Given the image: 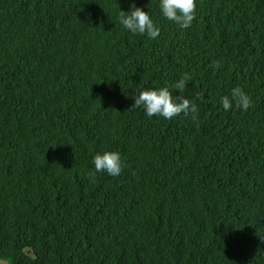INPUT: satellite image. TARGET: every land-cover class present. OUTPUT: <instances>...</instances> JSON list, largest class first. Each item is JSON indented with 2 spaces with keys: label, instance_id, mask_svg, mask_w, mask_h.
I'll return each instance as SVG.
<instances>
[{
  "label": "trees",
  "instance_id": "obj_1",
  "mask_svg": "<svg viewBox=\"0 0 264 264\" xmlns=\"http://www.w3.org/2000/svg\"><path fill=\"white\" fill-rule=\"evenodd\" d=\"M195 3L184 29L160 0H0V259L264 264V0ZM133 4L157 38L120 24ZM183 73L195 118L132 107Z\"/></svg>",
  "mask_w": 264,
  "mask_h": 264
},
{
  "label": "clouds",
  "instance_id": "obj_2",
  "mask_svg": "<svg viewBox=\"0 0 264 264\" xmlns=\"http://www.w3.org/2000/svg\"><path fill=\"white\" fill-rule=\"evenodd\" d=\"M159 7L164 18L174 21L181 28H189L195 19V0H160ZM119 22L133 34H146L151 39L157 38L160 34L159 27L156 26L149 13L141 7L135 6V4L127 12L119 11ZM213 66L219 68L220 62H214ZM190 80L191 76L188 73H183L180 79L172 86L179 91L178 96H173V93L166 86L142 90L133 97L134 104L132 107H142L149 117L160 116L170 120L181 114L185 117L193 114V118H195V114L198 111L197 104L183 95ZM233 101L238 109L242 108L245 111L251 105L250 96L239 86L232 89L231 99L229 96L221 97V104L226 111L232 107ZM92 163L96 172H106L110 176H119L122 172V162L118 151L96 153ZM0 261L10 264L4 259H0Z\"/></svg>",
  "mask_w": 264,
  "mask_h": 264
},
{
  "label": "rangeland",
  "instance_id": "obj_3",
  "mask_svg": "<svg viewBox=\"0 0 264 264\" xmlns=\"http://www.w3.org/2000/svg\"><path fill=\"white\" fill-rule=\"evenodd\" d=\"M0 264H8V263L5 261H0Z\"/></svg>",
  "mask_w": 264,
  "mask_h": 264
}]
</instances>
